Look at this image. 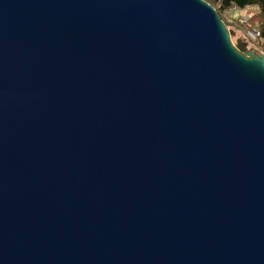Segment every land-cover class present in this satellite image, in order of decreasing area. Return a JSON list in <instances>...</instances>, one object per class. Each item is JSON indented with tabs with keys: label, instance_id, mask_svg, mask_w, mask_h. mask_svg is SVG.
<instances>
[{
	"label": "water",
	"instance_id": "95a60500",
	"mask_svg": "<svg viewBox=\"0 0 264 264\" xmlns=\"http://www.w3.org/2000/svg\"><path fill=\"white\" fill-rule=\"evenodd\" d=\"M204 0H0V264H264V54Z\"/></svg>",
	"mask_w": 264,
	"mask_h": 264
},
{
	"label": "trees",
	"instance_id": "16d2710c",
	"mask_svg": "<svg viewBox=\"0 0 264 264\" xmlns=\"http://www.w3.org/2000/svg\"><path fill=\"white\" fill-rule=\"evenodd\" d=\"M216 9L220 18L224 21L228 28L236 27L245 30H255L258 37L255 41L249 40L250 43L264 54V0H204ZM243 10L249 16L247 25H242L238 21L232 24L227 22L224 13H229L233 8ZM257 8L258 12H253Z\"/></svg>",
	"mask_w": 264,
	"mask_h": 264
},
{
	"label": "rangeland",
	"instance_id": "374dc122",
	"mask_svg": "<svg viewBox=\"0 0 264 264\" xmlns=\"http://www.w3.org/2000/svg\"><path fill=\"white\" fill-rule=\"evenodd\" d=\"M245 12V11H244ZM243 12V14H245ZM253 12H258V9L257 8H254L253 9ZM247 14V13H246ZM224 17L227 19V22H229V24H232L234 22H237V19L239 17V13L237 12H229V13H224ZM229 30L231 31V41L232 43L237 46L238 42L241 41V42H244L247 44V49H246V53H251V52H254L255 54H258L259 53V50L256 49L251 43H250V39H249V34H247V30H245L244 28H241V29H237L236 27H231L229 28Z\"/></svg>",
	"mask_w": 264,
	"mask_h": 264
},
{
	"label": "built area",
	"instance_id": "2783aa9c",
	"mask_svg": "<svg viewBox=\"0 0 264 264\" xmlns=\"http://www.w3.org/2000/svg\"><path fill=\"white\" fill-rule=\"evenodd\" d=\"M232 11L239 13V17H238L237 21L240 24L247 25L249 16L243 10H240V9L235 7V8H233ZM243 12L245 14H243ZM247 34H249V39H251L252 41H255L259 35L258 32H256L255 30H250V29L247 30Z\"/></svg>",
	"mask_w": 264,
	"mask_h": 264
}]
</instances>
